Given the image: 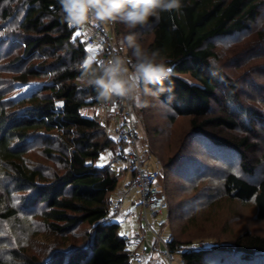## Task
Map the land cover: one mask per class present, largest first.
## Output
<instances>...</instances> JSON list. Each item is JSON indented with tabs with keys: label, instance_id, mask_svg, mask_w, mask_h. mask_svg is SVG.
I'll list each match as a JSON object with an SVG mask.
<instances>
[{
	"label": "trees",
	"instance_id": "16d2710c",
	"mask_svg": "<svg viewBox=\"0 0 264 264\" xmlns=\"http://www.w3.org/2000/svg\"><path fill=\"white\" fill-rule=\"evenodd\" d=\"M257 17H264V0H183L182 15L162 12L135 29L112 25L131 54L126 37L134 33L136 43L158 50L173 68L163 91L148 87L171 109L172 122L189 118L192 136L203 138L195 155L205 153L210 162L191 154L184 159L201 170L189 187L192 200L213 205L217 195L206 191L217 182L229 199L253 201L256 217L264 220V136L255 139L257 127L264 128V30L253 27ZM76 33L61 21L59 0H0V75H7L0 78V264H131L120 222L102 220L122 174L116 159L96 163L115 139L97 117L82 112L102 102L79 79L90 51ZM220 38L239 47L227 68L219 63ZM97 53L94 68L110 59L107 48ZM242 64L254 75L249 91L229 72ZM18 88L22 92L13 94ZM34 224L59 239L44 258L21 242L37 231ZM188 243L173 238L168 246L180 252ZM180 254L186 264H264V235L246 230L232 242Z\"/></svg>",
	"mask_w": 264,
	"mask_h": 264
},
{
	"label": "rangeland",
	"instance_id": "374dc122",
	"mask_svg": "<svg viewBox=\"0 0 264 264\" xmlns=\"http://www.w3.org/2000/svg\"><path fill=\"white\" fill-rule=\"evenodd\" d=\"M107 25L110 27V32L113 39L116 41V44L123 46V48H125L123 50L124 54H126L129 59H134L131 60L132 62L135 61L133 53L131 54L126 45H124L123 36L116 35L112 24ZM231 40L232 38H220L216 41L218 54L220 56V65L223 63V66H229L232 61V56L234 55L235 57L238 55L236 54L237 50L235 49L239 47L238 45L233 46ZM90 47L92 49V51H90V55H94L96 60H100L101 58L97 53V49L93 46L87 45L88 49ZM226 66L224 68H227ZM237 66L239 65L237 64ZM245 66V64H242L237 69L236 73H233V71L229 72L236 80H241L240 87H242L243 91H249V88L251 87H248L247 85H250L251 80H254L251 79V76L254 75H251V71H245L241 68ZM129 69L131 70V67H129ZM4 76L7 75H0V78L3 79L2 81L7 80ZM184 77L190 79L191 81H195L189 75H184ZM257 87H259V85ZM253 89H257L254 84ZM22 90V88H18L15 92H13V94H18L19 92H22ZM141 102L144 103L143 107L137 106L136 101L131 100L130 110L133 115L132 120L134 125H137L141 130L142 136L139 140V145L140 147L141 144L145 145V149L142 150V155L144 153L145 158H149L151 161H154V163L159 164L162 169V174L159 178V187L167 194L169 206L163 211L157 212L156 216L149 211L148 219L149 222L155 226L156 231L161 233L163 240L169 241L173 238H178V240H181L182 242L192 241V244L188 243L185 245L190 244L194 247L200 245L207 246L210 245V242H232L234 238L246 230L252 233L264 235V220H259L256 217V206L254 205V202L229 199L226 195H224V192H221L220 186L217 185V182L213 181L214 183L211 184L210 190L208 189L206 191L208 194L217 195L214 196L215 203H213V205L208 203L205 205L208 208H205L203 205L199 204L201 199L194 198L192 200L194 194L192 193L193 188L190 192L189 187L192 185L191 181L196 180V174L201 172V170L199 171L200 167L198 165L190 164L188 163V160L184 161V159L191 154L196 159H201L202 162L210 160L208 156L206 157V155H204L205 153L200 156L195 155L196 152L202 151L200 142H204L203 138L198 135L192 136L190 131L191 128L189 126V118L178 117L175 122H172L170 119L172 112L171 109L163 102L159 101L154 94L146 95L142 93ZM255 104L256 102L251 103L252 106ZM82 112L83 114L97 117L109 132H112L114 129L116 130V128H114L110 123L111 121L109 120V117L113 115L118 116V123H120V119L124 116L123 112L119 111L115 106H107V104H99L94 107L86 106L83 108ZM257 128L258 135H256L255 139L260 141V139L264 136V128ZM239 132L241 131L236 130L235 133L239 134ZM116 142L117 141L115 140V147H118ZM121 144L125 146L124 143ZM180 147H184V149ZM106 152L109 153L110 151L106 150ZM37 153L36 158L37 160H40L41 158L37 155ZM160 154H163L162 158H160ZM169 157H175L174 159L176 161L167 162ZM105 161L106 159L104 162ZM179 161H184V163L180 164ZM230 162L234 163L237 161H235L234 158ZM118 166L120 165H116L114 167L122 173L123 171ZM238 166V163H235L233 169H237L236 171L239 172L240 169ZM189 172L191 173L192 178L190 177L191 179L187 180L186 174L189 175ZM181 180H184L185 184L182 183ZM121 181H123V179H121ZM121 184L122 182L119 183L117 190L111 195V199L114 202L118 201L117 196L121 188ZM216 191L221 193L216 194ZM139 199V191L137 189L132 190L130 194L126 196L121 211L124 213L126 209L131 208L132 212H135L137 215L136 221L138 220L139 222H136V227L140 230L142 227L144 228L146 221L144 219V209L142 203L138 202ZM31 218L33 217H30V219ZM36 220L39 222L38 218L35 219V221ZM110 221L118 222L119 214L115 213ZM38 224H34L37 231L31 230V234L26 237L24 236V238H22L24 242H21L30 253H37L39 256L44 258L46 256L45 254L55 247L54 244L58 243L59 239L56 236L51 235L47 232V230L43 229V227H40ZM122 225L124 226V224H121V231L123 232ZM86 228V226H83L81 230H86ZM142 235L144 234L142 233ZM148 235L149 239L153 238L154 232H149ZM143 239L144 237L140 239V241ZM157 240V243L155 246L153 245V247H157L162 254L164 247L161 241L159 239ZM130 247H134V245H130ZM11 264H22V262L20 261V263H17V260L13 259ZM131 264H136L134 259L131 260Z\"/></svg>",
	"mask_w": 264,
	"mask_h": 264
},
{
	"label": "clouds",
	"instance_id": "9594fccd",
	"mask_svg": "<svg viewBox=\"0 0 264 264\" xmlns=\"http://www.w3.org/2000/svg\"><path fill=\"white\" fill-rule=\"evenodd\" d=\"M61 21L70 28H82L91 23H122L129 29L147 24L151 19L159 20L162 12L182 15L183 0H59ZM253 27L264 30V17H257ZM134 33L126 39L133 49L135 62L117 56L93 67L96 57L89 55L80 65L79 79L94 88L97 99L106 104L114 98L135 100L143 107L141 94H153L149 85L164 90V81L173 75V68L160 58V52L144 49L136 43ZM257 104L261 102L256 101Z\"/></svg>",
	"mask_w": 264,
	"mask_h": 264
},
{
	"label": "built area",
	"instance_id": "2783aa9c",
	"mask_svg": "<svg viewBox=\"0 0 264 264\" xmlns=\"http://www.w3.org/2000/svg\"><path fill=\"white\" fill-rule=\"evenodd\" d=\"M80 32L81 39L90 46L95 48H107L110 53V58L121 57L125 60H130L123 50H120L116 41L113 39L110 32V27L104 23H91L87 27L77 28ZM99 38V39H98ZM123 55V56H122ZM107 106H115L119 111L123 112V118L120 119L119 125L116 127L115 135L116 140L121 144L120 148L116 151L109 152L111 159H116L119 163L126 164L128 168L133 170V177L128 182L126 188L128 190L137 189L140 195V201L144 209V234L154 232L155 239H159L164 247L162 252V262L155 264H186L185 259L181 256L182 251L192 250L197 247L193 245H185L181 248L180 252H172L168 246V241L163 240L162 236L151 225L148 219V212L151 211L154 216L157 212L163 211L169 206L168 197L159 187V178L162 173L161 166L156 163L155 167L149 168L145 164V159L142 156V150L139 145L141 139V130L137 125H134L132 120V112L130 110L131 100L127 98H114V101L106 103ZM121 109V110H120ZM123 204V197L116 201L110 212L102 218L103 221L111 220L115 213L121 209ZM141 235L130 237L124 235V238L129 242L140 240ZM203 246V245H200ZM154 250H159L149 244L141 253L130 252L131 259H134L138 264H150V253ZM161 253V252H160Z\"/></svg>",
	"mask_w": 264,
	"mask_h": 264
},
{
	"label": "crops",
	"instance_id": "0c3cea01",
	"mask_svg": "<svg viewBox=\"0 0 264 264\" xmlns=\"http://www.w3.org/2000/svg\"><path fill=\"white\" fill-rule=\"evenodd\" d=\"M99 39V38H98ZM99 48H97L98 50ZM94 107V106H93ZM118 116H111L109 117V120L111 121L110 123L113 125L114 128H116V126L119 125V121H118ZM117 119V120H116ZM113 136V138H115L116 140V135H115V129L110 132ZM117 141V140H116ZM118 144V147H111L110 149H108V151H116L120 148L121 146V143L120 142H116ZM120 145V146H119ZM145 149V145L144 144H141V150ZM143 158L145 159V164L148 165L149 168H153L155 167L156 163H154V161H151L149 158H145L144 157V153H143ZM101 157H105L106 158V161H101ZM101 157L97 160V164L100 166H104L105 164L108 165L111 163V158L109 156V153L108 152H105L101 155ZM99 161V162H98ZM114 165H120L118 167L121 168V170L123 171L121 174V179H123V181H121L120 179V182H122L121 184V188L119 190V193H118V196H117V199L119 200L120 198L123 197V203H124V200L126 198V196H128L130 194V192L132 190H128L126 188L128 182L132 179L133 177V170L128 168V166L126 164H122V163H119V162H115ZM119 182V183H120ZM119 186V185H118ZM115 200V199H114ZM116 201V200H115ZM138 202H141L140 199L138 200ZM115 202L112 200V205L114 204ZM123 206V204H122ZM122 206H121V209L118 211L117 214H119V221L120 224H124L123 226V233L130 236V237H136L137 235H141V237L139 239H142L144 237V239L142 241L140 240H137L135 241L134 243L131 242L129 243V247L130 245H134V247H130L131 251L132 252H137V253H141L143 249H145L149 244H152L155 246V244L157 243V239H155V235L153 238H150L149 239V232L145 235L144 234V228L142 227V229H138V227H136V222H139L138 220L136 221V214L135 212H132V209L131 208H128L125 210V212L123 213L121 210H122ZM124 223H123V222ZM128 221V222H127ZM139 225V224H137ZM152 225V224H151ZM154 228L155 226L152 225ZM130 233V234H128ZM142 233L144 235H142ZM160 233V232H159ZM161 235V233H160ZM139 242V243H138ZM162 256H161V253L159 250H154L153 252L150 253V264H155L157 262L160 261V263L162 262ZM136 264H138V262L136 260H134ZM159 264V263H158Z\"/></svg>",
	"mask_w": 264,
	"mask_h": 264
},
{
	"label": "snow or ice",
	"instance_id": "6c2138e0",
	"mask_svg": "<svg viewBox=\"0 0 264 264\" xmlns=\"http://www.w3.org/2000/svg\"><path fill=\"white\" fill-rule=\"evenodd\" d=\"M81 33L77 32L76 35L79 36ZM89 51H92L91 47L88 49ZM115 139V138H113ZM106 158L105 157H101V161H104ZM122 235H125L124 233H122Z\"/></svg>",
	"mask_w": 264,
	"mask_h": 264
}]
</instances>
